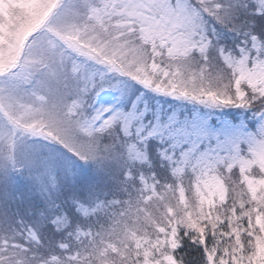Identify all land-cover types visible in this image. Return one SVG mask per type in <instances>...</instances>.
<instances>
[{
	"label": "snow or ice",
	"instance_id": "obj_1",
	"mask_svg": "<svg viewBox=\"0 0 264 264\" xmlns=\"http://www.w3.org/2000/svg\"><path fill=\"white\" fill-rule=\"evenodd\" d=\"M264 264V0H0V264Z\"/></svg>",
	"mask_w": 264,
	"mask_h": 264
},
{
	"label": "trees",
	"instance_id": "obj_2",
	"mask_svg": "<svg viewBox=\"0 0 264 264\" xmlns=\"http://www.w3.org/2000/svg\"><path fill=\"white\" fill-rule=\"evenodd\" d=\"M182 251L187 253L188 258L193 262V264H195L200 255L199 250L195 246L186 245Z\"/></svg>",
	"mask_w": 264,
	"mask_h": 264
}]
</instances>
